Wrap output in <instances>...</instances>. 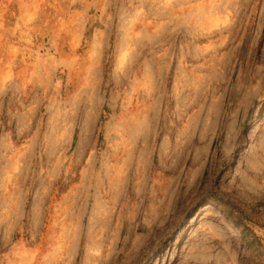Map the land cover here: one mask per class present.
Wrapping results in <instances>:
<instances>
[{
  "label": "rangeland",
  "instance_id": "rangeland-1",
  "mask_svg": "<svg viewBox=\"0 0 264 264\" xmlns=\"http://www.w3.org/2000/svg\"><path fill=\"white\" fill-rule=\"evenodd\" d=\"M0 264H264V0H0Z\"/></svg>",
  "mask_w": 264,
  "mask_h": 264
},
{
  "label": "bare ground",
  "instance_id": "bare-ground-1",
  "mask_svg": "<svg viewBox=\"0 0 264 264\" xmlns=\"http://www.w3.org/2000/svg\"><path fill=\"white\" fill-rule=\"evenodd\" d=\"M207 207V206H206ZM206 207H203L204 209L206 208ZM192 221V220H191ZM194 223L193 222H190L189 224H188V227H190V226H192Z\"/></svg>",
  "mask_w": 264,
  "mask_h": 264
}]
</instances>
